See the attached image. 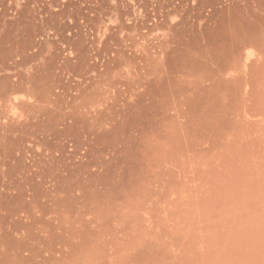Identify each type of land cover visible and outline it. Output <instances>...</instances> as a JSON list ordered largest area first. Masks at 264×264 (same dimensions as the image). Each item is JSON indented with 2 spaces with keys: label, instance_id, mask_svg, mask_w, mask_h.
<instances>
[{
  "label": "rangeland",
  "instance_id": "rangeland-1",
  "mask_svg": "<svg viewBox=\"0 0 264 264\" xmlns=\"http://www.w3.org/2000/svg\"><path fill=\"white\" fill-rule=\"evenodd\" d=\"M0 264H264V0H0Z\"/></svg>",
  "mask_w": 264,
  "mask_h": 264
}]
</instances>
